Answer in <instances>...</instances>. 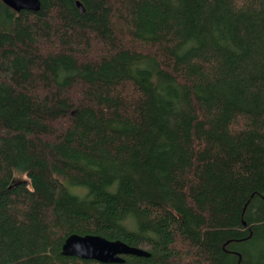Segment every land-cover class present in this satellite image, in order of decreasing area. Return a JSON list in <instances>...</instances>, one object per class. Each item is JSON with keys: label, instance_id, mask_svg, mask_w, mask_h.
Returning <instances> with one entry per match:
<instances>
[{"label": "trees", "instance_id": "obj_1", "mask_svg": "<svg viewBox=\"0 0 264 264\" xmlns=\"http://www.w3.org/2000/svg\"><path fill=\"white\" fill-rule=\"evenodd\" d=\"M76 1L0 0V264H264V0Z\"/></svg>", "mask_w": 264, "mask_h": 264}, {"label": "water", "instance_id": "obj_2", "mask_svg": "<svg viewBox=\"0 0 264 264\" xmlns=\"http://www.w3.org/2000/svg\"><path fill=\"white\" fill-rule=\"evenodd\" d=\"M5 5L15 11L22 9L38 11L40 0H1ZM76 5L81 12L84 6L77 0ZM60 253L65 256H76L82 259L95 260L101 263H121L125 256L135 255L147 257L149 251L140 246H133L120 239H108L99 234L71 233L64 239Z\"/></svg>", "mask_w": 264, "mask_h": 264}, {"label": "rangeland", "instance_id": "obj_3", "mask_svg": "<svg viewBox=\"0 0 264 264\" xmlns=\"http://www.w3.org/2000/svg\"><path fill=\"white\" fill-rule=\"evenodd\" d=\"M16 178L20 179V180H22V179L24 180V179H26V176L22 173H17ZM64 183L70 192L77 194L79 196H83L87 192V189L85 186L73 185V184L69 183V181H67L66 179H65ZM142 247H144V246H142ZM232 247L236 248L238 250H241V251H249L251 254H254V249L250 248V246H249L250 249H248L247 245L244 244V242H235V243H233ZM144 248H146V247H144Z\"/></svg>", "mask_w": 264, "mask_h": 264}]
</instances>
